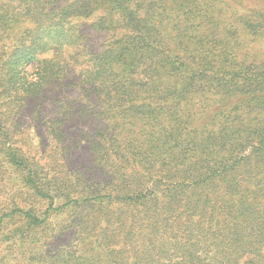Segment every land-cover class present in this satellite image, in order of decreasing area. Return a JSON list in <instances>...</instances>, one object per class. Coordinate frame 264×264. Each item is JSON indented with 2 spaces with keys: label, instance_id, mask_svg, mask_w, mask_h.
<instances>
[{
  "label": "trees",
  "instance_id": "trees-1",
  "mask_svg": "<svg viewBox=\"0 0 264 264\" xmlns=\"http://www.w3.org/2000/svg\"><path fill=\"white\" fill-rule=\"evenodd\" d=\"M242 2L0 0V182H20L0 194V264H264V59L236 42L264 39V5ZM92 18L95 52L74 25ZM69 79L92 181L33 158L14 120Z\"/></svg>",
  "mask_w": 264,
  "mask_h": 264
},
{
  "label": "rangeland",
  "instance_id": "rangeland-1",
  "mask_svg": "<svg viewBox=\"0 0 264 264\" xmlns=\"http://www.w3.org/2000/svg\"><path fill=\"white\" fill-rule=\"evenodd\" d=\"M242 4L248 8L257 9L261 8L260 6L264 5V0H242ZM232 16V12L227 14H222V18H228ZM187 20V19H183ZM94 19L86 20H77L74 22L75 27L78 29L79 33L86 38L87 44L90 50L99 51L101 46L108 39V34L105 32H97L91 27V23ZM227 20H224L222 27L227 26ZM176 32L172 33L173 39L171 44L176 42L177 36ZM83 39V41H84ZM236 42L240 46L239 57L246 51L249 52L250 56L255 57V61H261L264 59V39L251 41L248 37L241 36ZM241 58V57H240ZM71 85H64L59 89L50 90L45 97L40 98L35 103H30L26 105L15 117L14 120L18 122L17 126L19 131L24 134V145L22 147L25 150H29V154L33 158H46L47 156H52L53 158H61L59 161H62L64 155L67 159V166L65 167L74 180L81 178L84 181H92L100 176L99 169L94 164L92 155L89 152V146L87 144V139L89 138V119L88 115L78 116L79 123L76 122V103L80 99L79 89L75 87L76 82L68 80ZM91 109L87 110L90 111ZM58 112L64 116L66 115L68 119L67 125V143L65 139L58 144L56 138L48 134L50 125L52 124V118H57L59 115ZM52 129H55L53 127ZM55 152V154H52ZM51 159V157H50ZM50 159L45 162H50ZM43 162V161H42ZM4 181L8 182L10 185H5V183L0 182V194L3 193V190H20V182L18 180L17 173H11V175H5ZM1 180V179H0ZM12 187V188H11ZM81 192H88L89 190L81 187ZM5 200V197L0 196V201ZM56 218H51L48 229L50 231L58 229L63 224L61 221L55 224ZM69 241L64 238H58L57 240H52L44 247L45 249L51 250V252L58 251L61 248H64ZM42 242L36 243L34 245L28 246L29 249L35 248L36 253H39V249ZM14 257H17L16 260L5 261L4 264H17L24 262L28 259V253L23 254L22 252H15Z\"/></svg>",
  "mask_w": 264,
  "mask_h": 264
}]
</instances>
